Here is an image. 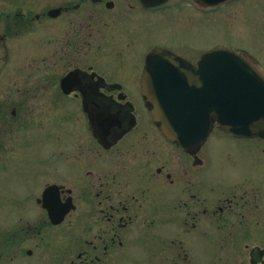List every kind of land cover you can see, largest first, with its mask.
Segmentation results:
<instances>
[{
	"label": "flooded vegetation",
	"instance_id": "af4514ba",
	"mask_svg": "<svg viewBox=\"0 0 264 264\" xmlns=\"http://www.w3.org/2000/svg\"><path fill=\"white\" fill-rule=\"evenodd\" d=\"M63 1L33 11L17 0L15 7L0 11V61L5 67L15 63L11 77L16 86L10 90L50 97L53 111H64L62 118L75 125L66 139L71 148L50 160L55 178L44 185L55 184L59 202L70 209L54 224L36 203L45 218L26 220L16 240L6 234V245L33 241L34 247L24 253L36 256V264H200V242L206 241L213 254L217 240L212 239L222 229L227 233L219 239L236 250L234 242L250 235L233 227L248 224L244 209L254 199L237 191L217 196V180L207 176L206 163L201 168L205 159L209 162L204 148L212 132L202 145L181 148L152 121L141 91L144 60L152 47H167L191 62L200 54L190 58L175 46L182 45L179 40H148L153 21L173 31L168 23L183 13L199 14L235 0L216 5L206 0ZM185 5L188 12L182 10ZM27 34H34L27 42L33 51H25ZM46 35L53 70L32 79L30 92L24 89L30 80H25L23 59L28 55L37 61L40 47L34 45ZM11 114H16L14 108ZM61 163L64 169L59 171ZM42 224L54 230L64 227V233L44 236ZM49 242L58 245L49 258H41V247ZM244 249L251 264H264L259 245L247 249L245 244Z\"/></svg>",
	"mask_w": 264,
	"mask_h": 264
},
{
	"label": "rangeland",
	"instance_id": "374dc122",
	"mask_svg": "<svg viewBox=\"0 0 264 264\" xmlns=\"http://www.w3.org/2000/svg\"><path fill=\"white\" fill-rule=\"evenodd\" d=\"M23 1L25 9L33 11H45L48 7L65 3L63 0ZM16 3L17 0H0V11L11 5L15 7ZM182 10L189 11V8L185 5ZM183 15L184 17L179 16L168 23L175 29L173 31L166 25L156 26L153 21L148 40H154V37L167 43L182 41V45L175 46L190 58L196 57L213 44L228 43L251 51L264 66V0H235L199 14L194 11ZM33 35L27 34L25 37L26 52L33 51L28 47L32 45L27 43ZM49 40L50 35H46L39 45H34L36 48L40 47L37 61H32L28 55L24 56L22 67L25 80H30L29 88L25 86L24 89L30 92L33 89L32 79L38 76L43 78L52 73L48 54L50 46L47 45ZM142 40L143 36L138 41L141 43ZM2 53L1 49L0 56ZM14 64L10 62L5 67L0 61V264H36V256L24 253L27 247L33 246V241H16L7 246L6 234L9 235L8 240H16V235L24 229L26 220L34 223L35 220L45 218L35 197H40L44 185L54 180L55 171L50 160L60 150L64 154L69 151L71 147L67 146L69 143L66 139L74 131L75 125H72L73 120L62 118L64 111H53L50 97H35L29 92L22 96L11 91L16 86L12 85L15 77H11ZM122 77L130 82L127 75ZM13 108L15 115L11 114ZM77 132L82 135L81 130ZM204 149L209 162L205 159L201 168L206 163L207 176L217 180L214 185L217 196L237 191L245 192L246 198L251 196L254 200L244 209L243 218L248 224L233 227V231L242 227L244 233L250 235L249 238L234 242L237 247L234 250L226 241L219 239L227 231L216 229V237L212 240H217V246L214 247L216 249L213 254H210L211 248L206 241L200 242V264H209V261L212 262L210 264H251L249 251L244 249V245H247V249L259 245L264 250V140L233 139L214 128ZM59 158L60 156L57 159ZM59 169H64L62 163ZM235 183L238 188L233 186ZM39 228L47 237L53 232L56 235L64 233V227L54 230L49 225L42 224ZM57 245L50 242L47 247L42 245L44 252L40 253L41 258L50 257L51 250L53 253ZM10 256L14 259L9 260ZM260 258L264 260V252Z\"/></svg>",
	"mask_w": 264,
	"mask_h": 264
},
{
	"label": "water",
	"instance_id": "95a60500",
	"mask_svg": "<svg viewBox=\"0 0 264 264\" xmlns=\"http://www.w3.org/2000/svg\"><path fill=\"white\" fill-rule=\"evenodd\" d=\"M145 61L143 93L166 138L183 148L199 145L213 123L233 136L264 137V72L247 51L216 45L190 63L155 47ZM148 81L151 88L145 87ZM38 201L53 223L60 222L70 208L59 202L55 185L47 186Z\"/></svg>",
	"mask_w": 264,
	"mask_h": 264
}]
</instances>
